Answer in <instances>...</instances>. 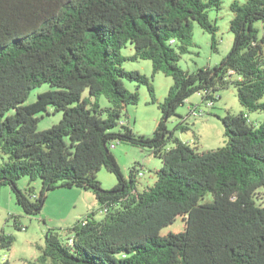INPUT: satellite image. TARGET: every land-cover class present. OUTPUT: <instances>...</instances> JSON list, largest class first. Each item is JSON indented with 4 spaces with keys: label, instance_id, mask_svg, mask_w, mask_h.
Instances as JSON below:
<instances>
[{
    "label": "trees",
    "instance_id": "1",
    "mask_svg": "<svg viewBox=\"0 0 264 264\" xmlns=\"http://www.w3.org/2000/svg\"><path fill=\"white\" fill-rule=\"evenodd\" d=\"M222 3L0 0V191L10 186L24 212L39 215L49 191L80 187L95 194L103 215L79 218L66 239L48 230L41 254L29 264H264V119H249L250 112H264V0L231 4L234 41L220 63L194 71L179 64L194 45L195 22L219 51L209 12ZM129 44L135 52L125 56ZM140 60L152 61L153 75L173 78L163 101L149 76L124 67ZM126 82L146 85L162 111L152 135L123 119L128 105L140 101ZM44 83L51 88L24 104ZM227 87L237 90L244 110L221 118L223 147L199 150L169 129V119L190 96L201 93L211 107ZM101 96L108 106L100 104ZM50 106L63 116L39 130L38 114ZM192 110L204 112L198 105ZM178 128L189 129L184 121ZM116 140L161 160L152 184L140 186L141 163L126 178L112 152ZM102 168L117 177L111 189L97 177ZM25 176L41 181L40 193L19 187ZM208 193L213 199L202 202ZM178 217L184 230L162 234ZM14 242V235H0V248Z\"/></svg>",
    "mask_w": 264,
    "mask_h": 264
},
{
    "label": "rangeland",
    "instance_id": "2",
    "mask_svg": "<svg viewBox=\"0 0 264 264\" xmlns=\"http://www.w3.org/2000/svg\"><path fill=\"white\" fill-rule=\"evenodd\" d=\"M235 0H223L219 10L211 9L209 12L210 19L214 21L218 30L216 36L219 40V51L216 52L212 48V35L197 23H194V45L190 48V52L182 55L179 64L187 71H194L200 67L214 66L220 63L231 51L234 41V34L230 29V21L233 17L231 4ZM245 3L248 0H238ZM264 30L260 32V37L263 36ZM135 50L132 45H128L122 50L123 55L129 56L134 54ZM124 67L129 70H139L146 74L152 80L155 87L158 100L163 101L167 96L170 87L174 80L171 76H167L162 72H157L153 75V65L151 60H140L137 62L126 61ZM127 88L132 91H138L140 101L136 105H128L126 112L128 117L123 119L127 125L133 128L134 131L152 135L158 127L162 117V111L157 103H151L149 89L146 85L139 87L133 86L132 83L126 82ZM51 87L48 83L33 89L24 104H30L37 99L39 93L49 90ZM88 95V91L84 96ZM219 97L215 104L208 107L202 101V94L195 93L190 96L184 104L177 109V114L172 116L168 121L170 130H175L177 137L197 146L199 150L217 149L226 144L227 137L224 133V124L222 117L226 115L227 110L232 113H239L244 110V107L239 101L237 90L234 87L221 88L217 92ZM264 102V97L262 98ZM99 102L102 106H108V99L101 96ZM198 105L204 112L202 115L192 113L191 106ZM251 119L254 120L256 115H261L264 118V112L255 111L249 113ZM39 123L38 129L44 130L58 123L62 116V111H56L53 106L48 107V110L38 114ZM184 121L189 129H177L180 122ZM123 147H132L134 151L140 154V162L146 169L149 167L150 172L146 176H139L140 186L146 177L150 174L154 175L156 167L155 162L160 161L149 151L144 152L140 147L132 146L131 144L121 142L112 152L115 154L122 171L126 178H129L131 167L127 162L134 157V153H123L120 150ZM138 151V152H137ZM146 156H149L147 159ZM142 172L145 170L142 168ZM98 179L101 181L104 189H111L117 183L115 174L109 172L106 168H102L97 173ZM19 187L35 188L36 193L41 191V181L39 179L31 181L29 176L22 177L18 181ZM213 199L211 193H208L202 201H210ZM96 212L98 219L103 217L99 211V203L95 194L92 191L82 189L80 187H62L59 186L47 193V200L39 215H28L22 207L17 204L15 194L11 187L6 185L0 191V235L5 232L15 236V242L11 249L0 248V262L8 259L11 264H29L41 254L40 247L45 244V236L48 230H52L60 235L61 238H67L68 229L75 222L85 216L89 212ZM16 222L20 223L21 229L16 227ZM25 228V229H24ZM185 228V222L181 217H178L176 222L162 230V234H167L169 231H182Z\"/></svg>",
    "mask_w": 264,
    "mask_h": 264
},
{
    "label": "crops",
    "instance_id": "3",
    "mask_svg": "<svg viewBox=\"0 0 264 264\" xmlns=\"http://www.w3.org/2000/svg\"><path fill=\"white\" fill-rule=\"evenodd\" d=\"M263 36H264V34H263ZM193 108V106H191L190 107V109H192ZM228 111V110H227ZM242 110H240V112H241ZM256 118L254 119V120H252L251 119V116H250V114H249V119L251 120V121H254V122H261L264 118H262V116L261 115H256L255 116ZM184 141V140H183ZM133 146V145H132ZM142 149V148H141ZM121 152H123V153H134L135 155H134V157L133 158H131V160L130 161H128L127 162V164L128 165H133L134 163L135 164H137V163H141L140 162V159H141V157H140V154L138 153H136L135 151H134V149H132V147H123L121 150H120ZM142 151L144 152L145 151V149H142ZM138 152V151H137ZM147 157V159L149 158V156H146ZM143 165V164H142ZM155 165H156V167L157 168H155V170L156 169H158V168H160L161 167V165H162V162H161V160L159 161H156L155 162ZM143 169L145 170V175H143V176H146L147 175V173H146V171L147 172H150L151 171V169L149 168V167H147L146 169L144 168V165H143ZM154 170V171H155ZM155 181V173H154V175L153 174H150V177H146L144 180H143V182H142V187H144V186H146V185H149V184H152L153 182Z\"/></svg>",
    "mask_w": 264,
    "mask_h": 264
},
{
    "label": "built area",
    "instance_id": "4",
    "mask_svg": "<svg viewBox=\"0 0 264 264\" xmlns=\"http://www.w3.org/2000/svg\"><path fill=\"white\" fill-rule=\"evenodd\" d=\"M208 105H212V103H208ZM193 111V110H192ZM193 113H196L195 111H193ZM121 142L119 140L114 141L113 143H111V148H115L117 145H119ZM144 172L140 171L139 172V176H143ZM25 229V228H24ZM72 240V239H71Z\"/></svg>",
    "mask_w": 264,
    "mask_h": 264
}]
</instances>
